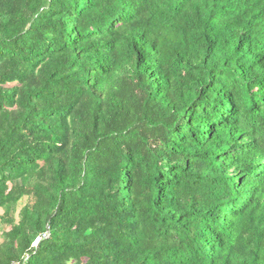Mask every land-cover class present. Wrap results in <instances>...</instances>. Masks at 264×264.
Instances as JSON below:
<instances>
[{"label": "trees", "instance_id": "obj_1", "mask_svg": "<svg viewBox=\"0 0 264 264\" xmlns=\"http://www.w3.org/2000/svg\"><path fill=\"white\" fill-rule=\"evenodd\" d=\"M264 264V0H0V264Z\"/></svg>", "mask_w": 264, "mask_h": 264}, {"label": "built area", "instance_id": "obj_2", "mask_svg": "<svg viewBox=\"0 0 264 264\" xmlns=\"http://www.w3.org/2000/svg\"><path fill=\"white\" fill-rule=\"evenodd\" d=\"M16 264H20V263H16Z\"/></svg>", "mask_w": 264, "mask_h": 264}]
</instances>
